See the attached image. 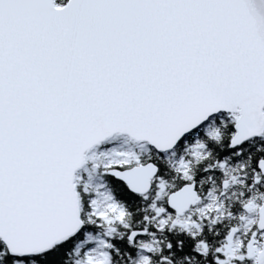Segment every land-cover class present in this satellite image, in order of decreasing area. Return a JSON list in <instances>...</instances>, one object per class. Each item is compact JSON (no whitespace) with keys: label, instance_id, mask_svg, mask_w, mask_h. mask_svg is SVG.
Wrapping results in <instances>:
<instances>
[{"label":"snow or ice","instance_id":"6c2138e0","mask_svg":"<svg viewBox=\"0 0 264 264\" xmlns=\"http://www.w3.org/2000/svg\"><path fill=\"white\" fill-rule=\"evenodd\" d=\"M0 264H264V0H0Z\"/></svg>","mask_w":264,"mask_h":264}]
</instances>
